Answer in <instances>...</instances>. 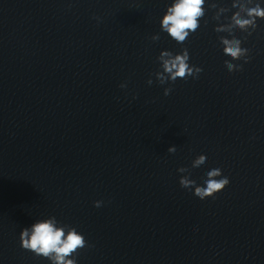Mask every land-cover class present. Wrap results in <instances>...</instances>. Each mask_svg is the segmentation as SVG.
Wrapping results in <instances>:
<instances>
[{
    "label": "clouds",
    "instance_id": "1",
    "mask_svg": "<svg viewBox=\"0 0 264 264\" xmlns=\"http://www.w3.org/2000/svg\"><path fill=\"white\" fill-rule=\"evenodd\" d=\"M205 0H172L167 7L166 12L160 20L161 30L166 32L177 43L183 44L187 38L200 28V20L205 15ZM233 0L232 8L237 9L231 16V24L228 27L216 28L215 31H229L232 28H238L249 35L251 30L257 27V19H264V7L261 6L259 0ZM243 13V15H242ZM99 20V17H94ZM207 23V22H205ZM151 39L156 41L158 35L152 36ZM224 45L223 52L231 60H225V66L229 72L234 70H242V65L232 63L233 60L248 61V49L241 47V39H232L221 37ZM246 39V37H245ZM160 70L154 73L159 84H174L176 80L182 79L187 81L189 77L198 78L202 68L189 64V52L187 48H183L180 53L173 54L171 51H162L158 56ZM149 85L153 83L152 79L147 81ZM126 84H121V88H125ZM172 87L164 88V95L168 96L172 92ZM177 148L175 145L167 149L168 153H175ZM207 157L204 154L198 155L192 162L191 168H199L206 163ZM179 173H187L179 179V184L185 189H194V195L201 200L208 197H215L226 186L229 185L228 177L222 175L219 167H212L206 171L203 178V184L197 185L196 181L190 178L191 172L188 167H179ZM102 201H95L94 206L99 208ZM57 219L49 217L47 219L37 220L30 227L21 230L19 240L20 246L24 250L32 252L38 257L48 259L51 264H77L76 256L81 249L89 247L83 234L67 224H59Z\"/></svg>",
    "mask_w": 264,
    "mask_h": 264
}]
</instances>
